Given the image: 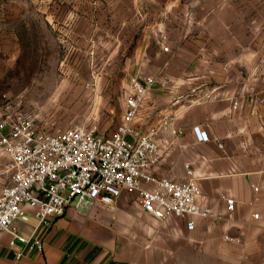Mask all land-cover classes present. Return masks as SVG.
<instances>
[{"label": "crops", "instance_id": "obj_1", "mask_svg": "<svg viewBox=\"0 0 264 264\" xmlns=\"http://www.w3.org/2000/svg\"><path fill=\"white\" fill-rule=\"evenodd\" d=\"M158 14L131 67V76L165 82L138 118L144 130L167 122L155 173L185 181L190 162L201 203L221 209L227 195L233 217L195 219L189 229V217L158 220L124 192L111 206L70 207L43 231V252L17 258L10 234L0 232V264H264V107L233 103L264 87V0H170ZM174 126L183 133L172 134ZM194 126L209 141H198ZM9 161L0 145L2 181ZM19 224L30 232L29 223Z\"/></svg>", "mask_w": 264, "mask_h": 264}, {"label": "built area", "instance_id": "obj_2", "mask_svg": "<svg viewBox=\"0 0 264 264\" xmlns=\"http://www.w3.org/2000/svg\"><path fill=\"white\" fill-rule=\"evenodd\" d=\"M163 49L169 51V46ZM164 84L154 75H132L122 119L110 132H100L96 125L50 131L36 114L6 112L0 145L10 161L5 169L8 180H0V232L10 234L9 245L17 258L33 250L43 252V231L70 207L111 206L124 192L136 194L140 207L158 220L189 217V229L195 227V219L233 217L235 200L227 195H221L225 202L221 209L201 203L190 162L185 181L155 173L163 157L158 136L167 122L144 130L138 118L151 91ZM243 102L253 110L264 107V87L233 99L235 106ZM193 131L198 141H209L210 135L200 126ZM171 133L180 135L183 129L174 126ZM252 216L259 219L260 214ZM21 222L31 225L29 233L21 229Z\"/></svg>", "mask_w": 264, "mask_h": 264}, {"label": "rangeland", "instance_id": "obj_3", "mask_svg": "<svg viewBox=\"0 0 264 264\" xmlns=\"http://www.w3.org/2000/svg\"><path fill=\"white\" fill-rule=\"evenodd\" d=\"M162 9L153 0H0L1 118L21 110L50 131L110 132Z\"/></svg>", "mask_w": 264, "mask_h": 264}, {"label": "water", "instance_id": "obj_4", "mask_svg": "<svg viewBox=\"0 0 264 264\" xmlns=\"http://www.w3.org/2000/svg\"><path fill=\"white\" fill-rule=\"evenodd\" d=\"M157 5L161 6V7H167L168 2L170 0H153Z\"/></svg>", "mask_w": 264, "mask_h": 264}]
</instances>
